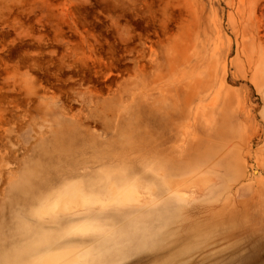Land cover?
Here are the masks:
<instances>
[{
    "label": "rangeland",
    "instance_id": "374dc122",
    "mask_svg": "<svg viewBox=\"0 0 264 264\" xmlns=\"http://www.w3.org/2000/svg\"><path fill=\"white\" fill-rule=\"evenodd\" d=\"M30 225L58 264H264V0H0V264Z\"/></svg>",
    "mask_w": 264,
    "mask_h": 264
},
{
    "label": "bare ground",
    "instance_id": "6f19581e",
    "mask_svg": "<svg viewBox=\"0 0 264 264\" xmlns=\"http://www.w3.org/2000/svg\"><path fill=\"white\" fill-rule=\"evenodd\" d=\"M111 188H112V192L114 191L113 188L115 189V192H116L115 186H113ZM79 192H80V190L77 192L78 195H79ZM78 198H79V196H78ZM79 202H82V201L79 200ZM71 203H73V202L70 201V206H72ZM67 204H68V207H70L68 201L65 203V207H66ZM56 205H57L56 202L55 203H53L51 201L49 202V197L45 196V198L42 200V203H41V205L39 207H33V209H35V210L34 211H31V213L29 215L30 220L33 222V221H35L37 219L38 216H41V218L44 220V222H46V227L48 228V221H49V217H50L51 211L54 208H56ZM29 230L31 231L30 232V239H31V246L30 247H31V251L34 254H33V256H30L28 259H25V264H51V263L54 262V260L56 261L57 258L60 257V255L57 257L58 254H52V252L51 253L50 252H44L43 253V249L46 247V245L49 242V232L47 231V232L42 233L41 237L38 239L36 233L33 232V226L32 225L29 226ZM39 247H41V248H39ZM78 249H80V248H78ZM69 251H70V249H69ZM67 252H68V250H67ZM67 252H65V253L67 254ZM72 252L73 251H71V253L68 252L69 255L72 254ZM41 254H42L41 259H39V256ZM63 255H64V253H62V256L60 257V259L62 258L61 261H64L63 257L66 258V257L69 256V255L68 256H63ZM74 257H76V256H74ZM74 259L75 258H73L72 261H74ZM77 259L78 258H76V260ZM58 260H59V258H58ZM59 261H57V262H59ZM61 261H60V263H61ZM72 261H71V263L73 264ZM57 262H54L53 264H55Z\"/></svg>",
    "mask_w": 264,
    "mask_h": 264
},
{
    "label": "crops",
    "instance_id": "0c3cea01",
    "mask_svg": "<svg viewBox=\"0 0 264 264\" xmlns=\"http://www.w3.org/2000/svg\"><path fill=\"white\" fill-rule=\"evenodd\" d=\"M90 252H91V250L86 251L85 257L81 261L82 264H88L92 260V258H90ZM98 254L101 255L102 253H98ZM101 256H96V257H101Z\"/></svg>",
    "mask_w": 264,
    "mask_h": 264
}]
</instances>
